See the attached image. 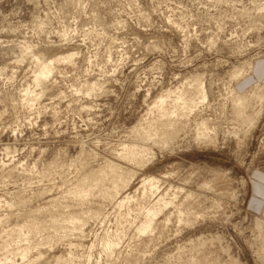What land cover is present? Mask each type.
I'll list each match as a JSON object with an SVG mask.
<instances>
[{
  "label": "rangeland",
  "instance_id": "1",
  "mask_svg": "<svg viewBox=\"0 0 264 264\" xmlns=\"http://www.w3.org/2000/svg\"><path fill=\"white\" fill-rule=\"evenodd\" d=\"M25 43L47 60L76 55L56 66L33 109L20 94L33 79L31 56L18 64ZM248 64L253 74L234 81ZM0 68V234L36 223L14 233L19 237L7 245L13 251L0 240L1 259L20 263L25 247L31 264H261L257 221L264 219L251 200L255 175L264 173V100L262 107L259 96L253 100L262 117L245 138L230 91L244 94L258 83L264 97V0H0ZM194 77L210 96L196 115L217 127V144L196 142L194 124L166 145L147 141L152 105L170 92L196 91ZM134 145L149 151L139 166L122 157ZM116 165L131 181L117 201L122 193L133 197L121 209L100 195L112 189ZM92 173L107 176L98 189L86 188L84 203L74 200L72 189L86 187ZM148 178L159 184L144 192ZM161 195L172 204L139 236ZM70 215L80 216L83 232L64 220ZM109 240L116 245L107 250Z\"/></svg>",
  "mask_w": 264,
  "mask_h": 264
},
{
  "label": "bare ground",
  "instance_id": "2",
  "mask_svg": "<svg viewBox=\"0 0 264 264\" xmlns=\"http://www.w3.org/2000/svg\"><path fill=\"white\" fill-rule=\"evenodd\" d=\"M26 44V43H25ZM20 45V44H19ZM34 45V44H33ZM36 47V46H35ZM35 47L34 46H32V45H27L26 44V46H22L21 47V53L20 54H22V58L21 59H18L19 61H18V64H22L23 65V63L24 62H26V60H27V57H29V56H31L30 57V59L32 60V64H31V69H32V71L33 72H31L32 74H33V79L31 80L32 81V83L31 84H27V86H26V88L25 89H23V90H21L20 91V94H21V99H22V103L26 106V107H31L32 109H33V107L34 106H36L37 104H40V103H38L39 102V100L42 98V94L44 95V93L42 92V91H44L43 90V86H44V83L47 81V80H49L50 78H51V76L53 75V73H54V71H55V69H56V66L58 65V64H61V63H67V64H69V63H73V61H74V58H75V56L76 55H73V54H71V55H67V56H63V57H61V58H55V59H53V60H47V59H45V57H44V55L42 54V51H41V53L40 52H35ZM19 50V49H18ZM17 57V56H16ZM30 60V61H31ZM17 61V60H16ZM28 61V60H27ZM16 63V62H15ZM27 63V62H26ZM25 64V63H24ZM70 65V64H69ZM30 67H28V68H30ZM1 69V68H0ZM3 70H0V74H1V76L3 75ZM253 72H254V67H253V65L252 64H248L246 67H244V68H240L239 70H237V71H235V73H233V77H232V79L234 80V81H237V82H242L243 80H246L249 76H251L252 74H253ZM13 74V73H12ZM31 74V75H32ZM30 75V74H29ZM0 76V77H1ZM14 75H13V77L11 78V80H14ZM195 78V77H194ZM1 79V78H0ZM199 79H202V78H198V79H193V80H189L190 82V84H193L194 85V89L196 88V91H197V96L195 95L194 97L192 96V95H190L189 96V94H191V92L192 93H194V92H196V91H194L193 89V91H191V90H189V89H187V90H189L190 92H188L186 89H185V91L186 92H183V91H181L180 89V92L179 93H177V91L175 92L176 94H174L173 92H170V93H168V95L167 94H165L166 96H163L162 95V97H160V99H157L158 101L155 103V105H152V106H154L150 111H149V113H148V116L150 117L149 119H147V120H145L144 121V124H147V126L149 125V127L151 126V127H153V130H151L152 131V133L150 132V131H148V134H147V137H146V139H147V141H149V140H154L155 142H153L155 145H157L158 143H163V144H167V142H169V141H173L174 139H176V137L178 136V135H180L181 133H185L188 129H189V126H191V124H194V127L193 128H195V132H196V142H198L199 144H217V141H218V131H217V127H215L214 128V126L213 127H211V124H210V120L209 119H206L205 117H198L197 115H196V113L197 112H199L200 111V109L202 108V106L205 104V103H207L208 102V97H210V96H208V89H206V87H205V85L203 84V81H200ZM25 80L27 81V78L25 77ZM12 82V81H11ZM16 82V81H15ZM27 83H29V82H27ZM186 83V82H185ZM184 83V84H185ZM193 85H192V88H193ZM239 85H240V83H239ZM238 85V86H239ZM94 86H96V85H94ZM184 86V85H183ZM182 86V87H183ZM186 87L188 86V85H185ZM180 87V86H179ZM190 87V86H189ZM235 87V86H234ZM233 87V88H234ZM257 87H260V89H262L261 88V85H259L258 83L251 89V90H249V91H247L246 93H244V94H242V93H240V90L238 89V88H235V89H231V93H232V101H233V103L231 104V105H233L234 106V110H235V116H236V119H237V122L240 124V127L242 126V129H243V136L246 138V137H248L249 135H251V133L253 132V130L258 126V124H259V122H260V120H261V117H262V112H263V110H262V108L260 109V108H253V106H251L252 105V103H253V100L255 99V101L257 100L256 98L258 97V102H259V104H260V106L262 107V103H263V96H261L259 93H260V90H258V88ZM37 88H40L41 90V92L38 94L37 93V91H36V89ZM91 87H89V90H92V89H90ZM93 88V87H92ZM184 88V87H183ZM183 88H182V90H183ZM188 88V87H187ZM191 88V87H190ZM21 89H22V87H21ZM20 90V89H19ZM95 91V90H94ZM169 91H171V90H169ZM19 92V91H18ZM90 93H91V91H90ZM174 94V95H173ZM196 94V93H195ZM193 98H192V97ZM20 99V98H19ZM154 104V103H153ZM202 105V106H201ZM151 106V107H152ZM205 106V105H204ZM150 107V108H151ZM30 108V109H31ZM250 108H251V110L252 111H250ZM23 109V108H22ZM29 109V110H30ZM200 114V113H199ZM2 116H3V113L2 114H0V119L2 118ZM199 118V119H198ZM235 122H236V120H235ZM237 123V125H239ZM140 127V126H139ZM141 127H143V124H141ZM145 127V126H144ZM136 128V127H135ZM134 128V129H135ZM191 128V127H190ZM138 129V128H137ZM140 129V128H139ZM148 129V128H147ZM151 129V128H150ZM144 130V129H143ZM134 131V130H133ZM141 131H142V129H141ZM138 132V131H137ZM136 132V133H137ZM139 132H140V130H139ZM144 132V131H143ZM146 132V131H145ZM144 132V133H145ZM229 132V131H228ZM242 132V131H241ZM138 134V133H137ZM142 134V133H141ZM140 134V135H141ZM139 135V139H141V138H143V134H142V137ZM230 135H232V137H234L236 140H241V135H240V132H232ZM145 136H146V134H145ZM178 138V137H177ZM144 139H145V137H144ZM145 139V140H146ZM144 140V142H145V144H147L146 143V141ZM142 141H143V139H142ZM174 142V141H173ZM245 142V141H244ZM152 143V144H153ZM239 143V142H238ZM153 144V145H154ZM171 143H169V145H170ZM159 145V144H158ZM143 146V145H142ZM161 146V145H160ZM132 147V146H131ZM135 147H137V145L135 146L134 145V148L133 149H130V150H127V151H123V153L125 152L126 153V155H124V156H122L123 158H125V160L127 159L128 161H130V163H132V164H135V163H137V165L139 164V162H140V158H145V156H147L148 155V153H149V151L147 150V149H143V147H142V149H136ZM141 147V146H140ZM166 147V146H165ZM164 147V148H165ZM129 147L128 146H126V149H128ZM139 148V147H138ZM148 149H150V148H148ZM152 151H150V153H151ZM153 153V152H152ZM121 157V156H120ZM147 157H149V156H147ZM146 157V158H147ZM151 157H152V155H151ZM145 158V159H146ZM141 161H143V160H141ZM110 165H112V164H110ZM136 165V164H135ZM139 166V165H138ZM123 170V168L122 169H120V166L118 167L117 165L116 166H114L113 168H112V174L114 173V177L111 179L112 180V183H111V185H112V189L111 190H108L109 189V185L107 186V190L106 191H102V189H101V191L100 192H103L102 194H100V195H102L104 198H106V199H109V202L111 203L112 201H111V199H116V197H118V194L120 195V193H118V191H120V188L122 187V185H124V187H125V184H129V182L131 183V181H128V183L125 181V178L126 177H124V179H123V176H127L128 177V175H127V173H129V172H120V171H122ZM106 171V170H105ZM110 172H111V168H110V170H109ZM98 172V171H97ZM101 172V171H100ZM102 172H103V170H102ZM108 172V171H107ZM106 173V172H105ZM122 173H125V174H122ZM92 174H94V176H91V175H88V174H86L87 176H91V177H86V179H87V181H86V179H85V183L86 184H84V182H83V184L84 185H87L86 187H84V188H78V189H75L74 190V188L72 189L73 190V193H74V195L72 196V198L73 197H76V198H78L77 200H81L82 202L84 201V199H88L89 197H86V194H85V190H86V188L89 190V191H93V190H91L92 189V187L93 188H97L98 187V185L96 184V185H94L95 183H99L100 182V184L102 183V181H103V179H104V176L106 177L107 175H105L104 173H98V175L96 174L95 175V173H92ZM109 174V173H108ZM131 174V173H130ZM132 175H134V174H132ZM135 176V175H134ZM130 177H132L131 175H130ZM108 178H109V176H108ZM111 178V177H110ZM134 178V177H133ZM132 178V179H133ZM126 179H128V178H126ZM143 179V178H142ZM81 180V179H80ZM83 181V180H82ZM81 181V182H82ZM107 181H110L109 179L107 180ZM80 182V183H81ZM79 183V182H78ZM77 183V184H78ZM104 183V182H103ZM105 183H108V182H105ZM104 183V184H105ZM82 183H81V185L79 186V187H81L82 185H83ZM99 184V185H100ZM157 184H159V180H157V179H155V178H148V179H145L144 181H143V188H144V192H146L147 191V189H148V187H150L151 188V190H153V189H155V187H157L156 185ZM79 185V184H78ZM102 185V184H101ZM204 185V184H203ZM206 185V184H205ZM104 186V185H103ZM103 186H101L100 188H104V187H106V185L103 187ZM77 186L75 185V188H76ZM124 187L123 188H121V192H122V190H124ZM140 187H141V185H140ZM111 188V187H110ZM125 188H129V187H125ZM139 188V187H138ZM98 189V188H97ZM161 189V188H160ZM177 189V188H176ZM181 189V188H180ZM72 190H70V191H72ZM77 190V191H76ZM69 191V192H70ZM74 191H76V192H74ZM88 191V192H89ZM128 191V190H127ZM138 190L136 189V191L135 192H137ZM178 191H179V189H178ZM183 191V190H182ZM68 192V191H67ZM66 192V193H67ZM87 192V193H88ZM126 192V191H125ZM124 192V193H125ZM143 192V193H144ZM151 192V191H150ZM149 192V193H150ZM158 192V191H157ZM71 193V195L73 194L72 192H70ZM142 193V194H143ZM152 193V192H151ZM183 193V192H182ZM190 193V192H189ZM43 194V193H42ZM92 194V193H91ZM131 194V193H130ZM130 194H123L122 193V195L121 196H119V199H118V201H117V199H116V201L118 202V206H119V208L120 207H123L125 204H128V203H130V202H132V200H133V197H130ZM135 194V193H134ZM162 194V193H161ZM89 195H90V193H89ZM89 195H87V196H89ZM145 195V194H144ZM92 195H90V197H91ZM95 196H97L98 197V194L97 195H95ZM162 196L163 195H161V198H159L158 197V199H156L157 200V202H156V204L154 205V207H151L148 211H147V213H146V217H145V220L144 221H142V223L137 227V234L139 235V236H143V235H145V234H149L152 230H153V227H154V225L156 224V222H157V220H158V217L160 216V214L164 211V209L165 208H167V206H169L170 204H172V202L171 203H169V202H167L165 199H163L162 198ZM165 196V195H164ZM191 196V194L189 195V197ZM94 197V196H93ZM94 198H96V197H94ZM153 198V197H152ZM168 198V197H167ZM172 198V197H171ZM69 199V198H68ZM71 199V198H70ZM74 199V198H73ZM113 199V200H114ZM136 199V198H135ZM142 199V198H141ZM55 200V199H54ZM74 200H76V199H74ZM102 200H104L105 201V199H103L102 198ZM60 201V200H59ZM80 201V202H81ZM88 201V200H87ZM77 202H79V201H77ZM80 202H79V204H80ZM81 202V203H82ZM85 202V201H84ZM83 202V203H84ZM186 202V201H185ZM75 203V202H74ZM107 203V202H106ZM149 203V202H148ZM153 203H155V200H154V202ZM72 204V203H71ZM3 205V204H2ZM83 205V204H82ZM116 205V204H115ZM130 205V204H129ZM104 206V205H103ZM117 207V206H116ZM128 207V206H127ZM127 207H126V209H127ZM171 207V206H170ZM144 208V207H143ZM67 209V208H66ZM121 209V208H120ZM130 209V208H129ZM142 209V208H141ZM175 210V209H174ZM129 211H131V210H129ZM90 212H92V211H90ZM103 212V211H102ZM59 213V212H58ZM61 213V212H60ZM100 214L99 212H96V214ZM118 213H119V211H118ZM182 213V212H181ZM69 214V213H68ZM71 214V213H70ZM88 214H89V212H88ZM95 214V213H94ZM97 214V215H98ZM130 214H131V212H130ZM130 214L127 216V217H129L130 216ZM135 214V213H134ZM137 214H138V212H137ZM172 214V213H171ZM82 215V214H81ZM117 215V214H116ZM67 217V214L66 215H64V217ZM70 216H72L74 219H72V217H68V218H66V219H64V218H61V219H64V220H68V221H70V220H72L73 222V225H74V228H73V226H72V223H69V226H70V224H71V226H72V228L73 229H75L76 228V230H74V231H77V232H79V230H80V228H77L78 227V219L77 218H79L80 216H77V215H70ZM74 216H77L76 218L74 217ZM101 216V215H100ZM63 217V216H62ZM98 217V216H97ZM138 217V216H137ZM3 218V217H2ZM70 218V219H69ZM82 218V217H81ZM183 218V217H182ZM28 219V218H27ZM60 218L58 219L59 220V224L62 226L63 224L62 223H68V221H65V222H62L61 223V220ZM85 219H87V217L85 218ZM91 219V218H90ZM94 219V218H93ZM126 219V218H125ZM136 219V218H135ZM179 219V218H178ZM58 220H56V221H58ZM80 221H83V219L81 220V219H79ZM33 221V220H32ZM45 221V220H44ZM56 221H53V222H55L56 224H57V222ZM63 221V220H62ZM80 221H79V223H80ZM124 221V220H123ZM126 221V220H125ZM6 222V221H5ZM4 222V223H5ZM52 222V223H53ZM71 222V221H70ZM128 222V221H127ZM170 222V220H168V222L167 223H169ZM179 223H180V219H179V221H178ZM55 223H53L54 225H52V226H56L55 225ZM65 223V225H67ZM166 223V224H167ZM187 223V222H186ZM36 223H34V225H35ZM85 224V223H84ZM83 224V225H84ZM125 224V223H124ZM18 225V224H17ZM27 225V224H26ZM25 225V226H26ZM28 225H30V224H28ZM33 225V224H32ZM31 225V227H33ZM43 225V224H42ZM60 225H57V227L58 226H60ZM65 225H63L64 227H66ZM81 225H82V223H81ZM131 225V224H130ZM37 226H39V224H37ZM44 226V225H43ZM43 226L42 227H40L39 229H36V228H34V229H36V231H37V233H38V231L40 232V230H41V228L43 229ZM60 226V227H61ZM27 227V226H26ZM25 227V229H30V228H26ZM35 227H36V225H35ZM51 227V226H50ZM56 227V228H57ZM79 227H80V225H79ZM122 227V226H121ZM124 227H125V225H124ZM12 227H6V229H11ZM15 228H17V227H15ZM21 228V227H20ZM71 227H70V230H69V232L67 231V233H70V235H71V231H72V233H73V229H72ZM81 228H83L82 226H81ZM24 229V227L22 226V230ZM24 229V230H25ZM32 229V228H31ZM54 229H55V227H54ZM57 229H59V227L57 228ZM62 229V228H61ZM60 229V230H61ZM64 230H65V228H63ZM67 230L69 229L68 227L66 228ZM72 229V230H71ZM78 229V230H77ZM136 229V228H135ZM1 230V229H0ZM22 230L21 229H11V230H8V231H3L1 234H0V240H2V243H3V245L1 246V247H6L7 245H9L10 244V241L11 240H15L16 241V239H17V235H18V237H19V234H17L16 235V238H15V235H14V233L15 232H17V231H19L18 233H22ZM64 230H61V233L63 232L64 234H65V232H64ZM257 230L259 231V233H260V237L258 238L257 237V242H262V244H261V249L259 250V251H257V256L256 257H258L259 259L258 260H260V262H261V264H264V222H262V221H260V220H258L257 221ZM31 231V230H30ZM34 230H32L31 232L32 233H34L33 232ZM42 231V230H41ZM44 231H46V230H44ZM44 231H42L43 233H44ZM31 232L29 233V234H31ZM81 232H83V230H81ZM81 232H79V233H81ZM56 233H57V230H56ZM258 233V234H259ZM16 234V233H15ZM29 234H27V235H29ZM39 234V233H38ZM153 234V233H152ZM13 235H14V237H13ZM21 235H23V234H21ZM20 235V236H21ZM59 235V234H58ZM68 235V234H67ZM25 237H26V235H25ZM25 237H22V238H24L25 239ZM39 237V236H38ZM115 238V237H114ZM117 238V237H116ZM37 239V238H36ZM109 239V238H108ZM112 239H113V237H112ZM255 239H256V237H255ZM27 239H25L24 240V242L26 241ZM106 240V239H105ZM115 240V239H114ZM119 240V239H118ZM14 241V242H15ZM255 241V240H254ZM256 242V241H255ZM255 242H253L252 244H254ZM12 243V242H11ZM27 243V242H26ZM14 244V243H13ZM20 244V243H19ZM103 244V243H102ZM258 244V243H257ZM12 245V244H11ZM38 245V244H37ZM48 245V244H47ZM116 244H115V242H113V241H111V240H109V241H107L106 242V244L105 245H103L104 247L103 248H106L107 250H110L111 248H113L114 246H115ZM117 245H118V243H117ZM22 247H23V245H21ZM29 246V244L26 246V247H28ZM100 246H102L101 244H100ZM251 246V245H250ZM256 246V245H255ZM260 246V245H259ZM8 248H5V249H10L11 250V248L12 247H10L9 248V246H7ZM17 247V246H16ZM22 247H20L19 249L21 250V248ZM34 247V246H33ZM32 247V248H33ZM253 247V246H252ZM36 248V247H35ZM102 248V249H103ZM258 248V247H257ZM23 249V248H22ZM115 249V248H114ZM1 250V249H0ZM29 250L30 249H28V248H25L24 247V249L22 250V252L21 253H19V252H17V253H19L20 254V256H19V254L18 255H16V257L17 256H19V257H21V262L20 263H18L17 261H13V259L11 260V259H8L7 257H5V258H2L1 259V257H0V263L1 264H31V263H35V261L33 262L32 261V259H31V256H30V252H29ZM34 250V249H33ZM2 251V250H1ZM5 251V250H4ZM11 251H13V250H11ZM14 251H15V249H14ZM16 251H18V247H17V250ZM31 251H32V249H31ZM6 252H8V251H6ZM12 253H14V252H12ZM15 254H16V252H15ZM113 254V253H112ZM4 255H5V253H4ZM11 255V254H10ZM41 255V254H40ZM2 256V255H1ZM13 256V255H12ZM100 256V255H99ZM113 256V255H112ZM112 256H110V257H112ZM16 258H14V260H15ZM89 259H90V257H89ZM100 259V258H99ZM91 260V259H90ZM58 261V260H57ZM101 261V260H100ZM231 261L234 263V264H239V261L238 260H236V259H231ZM63 262V261H62ZM58 263H61V260L60 261H58ZM98 263V262H97ZM63 264V263H62ZM73 264V263H72Z\"/></svg>",
  "mask_w": 264,
  "mask_h": 264
},
{
  "label": "crops",
  "instance_id": "3",
  "mask_svg": "<svg viewBox=\"0 0 264 264\" xmlns=\"http://www.w3.org/2000/svg\"><path fill=\"white\" fill-rule=\"evenodd\" d=\"M258 175L260 177H258ZM256 178L253 180V196L251 204L253 207L260 211L262 218L264 219V173L260 172L255 175Z\"/></svg>",
  "mask_w": 264,
  "mask_h": 264
}]
</instances>
